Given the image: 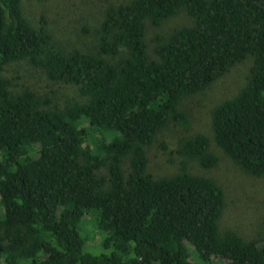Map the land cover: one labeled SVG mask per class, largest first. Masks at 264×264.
I'll return each mask as SVG.
<instances>
[{"label": "trees", "instance_id": "trees-1", "mask_svg": "<svg viewBox=\"0 0 264 264\" xmlns=\"http://www.w3.org/2000/svg\"><path fill=\"white\" fill-rule=\"evenodd\" d=\"M22 1L0 0V264H264V236L220 228L226 198L215 180L184 163L153 177L146 154L169 122L189 125L184 97L250 57L243 85L213 107L211 128L240 170L264 175V0L110 4L82 29L95 36L88 49L59 45ZM180 9L191 23L155 35L149 55L146 23ZM22 60L84 101L12 91L2 71ZM209 145L195 133L176 152L208 169L218 162ZM86 216L109 252L82 249Z\"/></svg>", "mask_w": 264, "mask_h": 264}, {"label": "rangeland", "instance_id": "rangeland-1", "mask_svg": "<svg viewBox=\"0 0 264 264\" xmlns=\"http://www.w3.org/2000/svg\"><path fill=\"white\" fill-rule=\"evenodd\" d=\"M130 0H23L22 9L26 18L38 26L41 17L46 20V27L59 45L88 49L93 45L94 35L91 30L101 20L104 9L110 4L125 3ZM165 20L160 25L146 23L148 54L153 55L152 38L166 35L173 28L191 23V18L184 9ZM234 65L222 77L211 83L205 90L181 100L180 109L189 118L186 127L169 122L156 135L154 142L147 147L148 172L153 177L171 175L182 166L196 174L206 175L219 184L225 193L226 204L220 219L222 230L232 229L246 239L264 236V175L254 177L244 173L216 145L211 128V112L221 100L235 94L243 85L251 66L250 57ZM2 73L11 79L12 91L28 87L38 94L48 95L53 102L64 105L71 100L84 101L74 86L50 81L41 69L22 60L7 64ZM195 133L205 134L210 141L209 150L218 156L217 164L208 169L202 168L195 159L177 154L179 141ZM164 147H161V145ZM84 220V224L82 226ZM88 217L82 218L79 230L84 243L82 249L93 254L109 252L99 241L100 235L92 227ZM213 264H224L216 261Z\"/></svg>", "mask_w": 264, "mask_h": 264}]
</instances>
